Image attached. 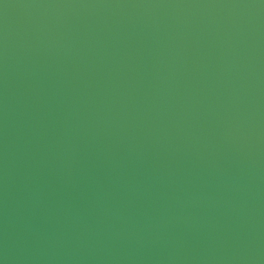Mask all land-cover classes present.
Returning <instances> with one entry per match:
<instances>
[{"label": "water", "instance_id": "obj_1", "mask_svg": "<svg viewBox=\"0 0 264 264\" xmlns=\"http://www.w3.org/2000/svg\"><path fill=\"white\" fill-rule=\"evenodd\" d=\"M0 264H264V0H0Z\"/></svg>", "mask_w": 264, "mask_h": 264}]
</instances>
